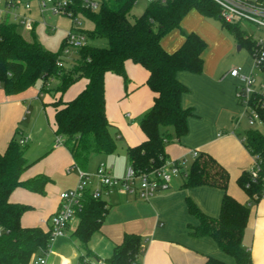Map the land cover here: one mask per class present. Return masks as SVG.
<instances>
[{
  "label": "trees",
  "instance_id": "16d2710c",
  "mask_svg": "<svg viewBox=\"0 0 264 264\" xmlns=\"http://www.w3.org/2000/svg\"><path fill=\"white\" fill-rule=\"evenodd\" d=\"M98 12H85L93 23L87 32L88 40L104 39L106 47L93 44L76 51L74 63L59 67V54L44 49L37 42L26 41L17 25H0V86L7 96H18L41 82V92L49 91L53 82L61 84L53 91L59 98L53 104L55 133L65 139L76 166L85 170L92 154L111 155L117 152V143L111 133L106 114L105 75L113 73L127 83L125 64L132 61L149 72L147 85L156 94L154 105L140 121L146 140L127 150L129 164L138 175L150 174L160 169L168 160L166 147L188 133V119L192 109L182 107L181 100L188 89L177 79L180 72L201 74L206 42L197 34L184 35L183 45L169 53L162 39L171 31L181 29V24L191 10L205 17L217 18L222 27L230 31L241 48L250 51L253 43L237 25L225 23L220 8L211 0H168L165 4L151 3L134 21L130 14L135 0H101ZM86 79V88L72 101L63 102V95L80 79ZM15 137L4 154H0V264H31L44 256L50 246V233L41 228H25L21 220L31 208L10 202L11 194L18 188L44 195L51 181L47 176L23 180V174L33 165L25 156L26 146ZM244 145L252 156L259 157L260 172L253 181L249 170L241 174L239 186L246 192L249 202H238L228 193V172L206 153L198 154L183 182V188L212 187L223 191L218 217L204 214L187 198L191 216L198 220L190 226V236L211 238L219 249L234 258L235 264H253L250 250L243 246V238L251 215V205L264 195V135L250 129L243 137ZM108 212L107 202L94 199L86 190L76 217L79 224L72 238L90 254L88 245L102 229ZM145 247L138 234L125 233L105 264H143ZM205 264H227L208 256Z\"/></svg>",
  "mask_w": 264,
  "mask_h": 264
},
{
  "label": "crops",
  "instance_id": "0c3cea01",
  "mask_svg": "<svg viewBox=\"0 0 264 264\" xmlns=\"http://www.w3.org/2000/svg\"><path fill=\"white\" fill-rule=\"evenodd\" d=\"M182 24L181 29L171 31L162 39L165 51L172 53L183 45ZM205 56L206 50L201 74L180 72L177 75L179 82L188 89L182 97V107L192 109L193 116L188 119L187 135L168 144L166 153L168 160L191 161V165L196 159L194 153L210 155L230 176L228 193L245 204L250 200L239 186L238 179L252 167L253 157L243 144V137L237 135L228 119L238 111L239 103L233 90L237 79L230 75V71L222 75L213 70ZM125 69L127 83L116 74L109 72L105 75L106 114L117 143V152L111 155L92 154L88 162H95L96 168L105 165L117 178L124 176L129 165L128 148L139 146L146 140L140 121L151 110L156 97L147 85L149 72L144 67L127 61ZM86 85V79L78 80L63 95V102L74 100ZM43 94L46 98L39 103ZM57 98L48 91L39 93L35 88L18 96H7L0 86V154L6 152L17 134L19 142L26 140L23 144L26 146L25 156L33 163L22 179L47 176L51 180L44 195L18 188L11 194L10 202L31 208L21 220L23 227L41 228L45 232L49 230V219L59 210V195L74 190L79 183L80 168L69 150L65 145L56 147V109L53 104ZM30 124L38 126L42 135L39 142L41 158L34 159L28 154L36 146L34 131L28 129ZM89 168L87 165L84 171L90 172ZM184 179L186 177L180 183H171L168 190L155 194L147 201L120 192L104 196L102 199L107 202L108 212L101 231L93 236L88 245L90 254L87 255L79 242L72 238L79 224L76 217V223H70L66 236L52 244L46 254L47 264L104 261L111 257L125 233L138 234L143 238V264H205L208 256L235 264L234 258L223 253L213 239L194 238L189 233V227L197 226L199 222L190 215L187 198L204 214L216 218L220 214L223 191L206 186L185 189ZM243 246L250 250L253 264H264V195L251 205Z\"/></svg>",
  "mask_w": 264,
  "mask_h": 264
},
{
  "label": "built area",
  "instance_id": "2783aa9c",
  "mask_svg": "<svg viewBox=\"0 0 264 264\" xmlns=\"http://www.w3.org/2000/svg\"><path fill=\"white\" fill-rule=\"evenodd\" d=\"M146 1L149 4H165L168 0ZM211 1L220 8V17L225 23L238 26L241 22H247L260 31L258 38L247 37L253 43L249 73H244L241 68L230 71V75L240 83L239 89H236L237 101L250 127L257 129L258 126H264V0ZM136 3L137 0H135ZM99 5L100 2L93 0H2L0 1V25L14 24L26 31H34L39 24L33 17L34 10L42 19L45 16L71 18L74 28L67 34L57 63L59 67H62L72 53L75 54L77 50L89 44L88 31L83 27L84 13L98 12ZM255 72L260 76L258 77ZM244 141L245 139L242 138L243 144ZM64 142L63 137L57 136L56 147L63 146ZM24 143L26 140L20 141L21 145ZM193 156L197 158L198 154L194 153ZM252 157L253 165L249 169V175L255 181L261 169L259 157ZM78 173L79 183L76 189L64 191L59 195V210L49 219L48 232L51 236V246L55 241L66 236L70 222L76 218L77 210L81 207L86 190H91L94 199H102L114 192H120L147 201L155 194L168 190L174 179L185 178L188 175L185 161L180 160H167L160 169L144 175H138L129 164L121 178L112 176L103 164L99 165L94 176L81 169H78ZM31 264H47L46 255L34 258ZM92 264L105 263L97 261Z\"/></svg>",
  "mask_w": 264,
  "mask_h": 264
},
{
  "label": "rangeland",
  "instance_id": "374dc122",
  "mask_svg": "<svg viewBox=\"0 0 264 264\" xmlns=\"http://www.w3.org/2000/svg\"><path fill=\"white\" fill-rule=\"evenodd\" d=\"M96 2H101V0H93ZM146 0H137V3L132 9L130 14V20L134 21L136 18L140 17L145 8L148 6ZM101 8V3L99 9ZM33 17L39 22L34 31H26L22 28L18 30V33L26 40L30 42L39 43L44 49L52 52L53 54L61 53L63 49L64 41L67 37L68 32L72 31L74 28V23L69 17H56V16H45L44 19L35 12ZM45 22V24H43ZM84 29L87 31L93 30L94 26L91 21L83 17ZM239 29L244 33L246 37L258 38L260 36V31H258L253 25L247 22H241L238 25ZM182 30L186 33H195L202 36L203 40L207 44L206 49V60L210 67L214 70H217L220 74H225L226 72L231 71L233 68H241L244 73H249L251 65V51L243 47L238 51V42L230 31L222 27V22L217 18L205 17L199 15L194 10H191L186 17L184 18L182 24ZM180 33V32H179ZM90 44H93L98 47H106L107 42L104 39H93L89 40ZM76 54L72 53L66 60L67 66H70L74 63ZM257 76L260 75L255 72ZM61 83L59 81L53 82L52 86L49 87V93L53 94V97L59 95L53 90L56 89ZM239 81L236 80L233 83V90L236 97V89H239ZM37 92H41V82L37 83L34 87ZM46 98V95L43 94L42 98L38 101L39 103ZM58 99V98H57ZM237 100V98H236ZM238 104V102H237ZM238 106V111L232 116H229V123L233 130H236V133L239 137H244L246 132L253 127H250L248 124V119L244 115L241 106ZM225 121V120H224ZM30 131H34V137L36 138V146L33 147L32 153L30 156H33L34 159L41 158V147L39 145L40 139L42 138L41 133L39 132L38 126L34 124L28 125ZM257 129L264 135V126H258ZM28 150V148H27ZM31 152V151H30ZM90 166L88 174L94 176L96 173L95 162L88 163ZM186 172L188 173L191 168V161H186ZM96 168V169H95ZM94 170V172H93ZM183 181V178L174 179L171 183H180ZM77 187V186H76ZM76 189V188H75ZM73 223H76L75 218L72 220ZM71 221V222H72ZM70 222V223H71ZM46 255V254H45ZM47 257V255H46Z\"/></svg>",
  "mask_w": 264,
  "mask_h": 264
},
{
  "label": "water",
  "instance_id": "95a60500",
  "mask_svg": "<svg viewBox=\"0 0 264 264\" xmlns=\"http://www.w3.org/2000/svg\"><path fill=\"white\" fill-rule=\"evenodd\" d=\"M240 50H241V46L239 45V46H238V51H240Z\"/></svg>",
  "mask_w": 264,
  "mask_h": 264
}]
</instances>
